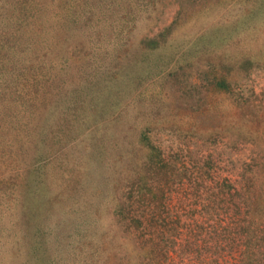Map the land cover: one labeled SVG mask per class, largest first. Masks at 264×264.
<instances>
[{"label":"rangeland","instance_id":"1","mask_svg":"<svg viewBox=\"0 0 264 264\" xmlns=\"http://www.w3.org/2000/svg\"><path fill=\"white\" fill-rule=\"evenodd\" d=\"M148 202L263 264L264 0H0V264H161Z\"/></svg>","mask_w":264,"mask_h":264},{"label":"trees","instance_id":"2","mask_svg":"<svg viewBox=\"0 0 264 264\" xmlns=\"http://www.w3.org/2000/svg\"><path fill=\"white\" fill-rule=\"evenodd\" d=\"M149 203V202H148ZM146 204L140 213H133L132 211L137 208L134 207L131 210V215L128 216L131 223L134 226L140 225L143 228V234L148 237H141L144 242H150L155 249L154 254L159 257L161 264H238L239 259L235 260L232 258L230 253H225L228 245H232L235 251L242 250L247 246L248 240V228L244 226V236H247V240H241L238 236V231L235 229L232 235H223L222 232L225 230L224 227L213 226L211 232L216 234V236L211 237V240L207 241L202 239L203 231L196 232V228L191 226L187 235H183L181 215L180 212L176 214L169 215V207L167 205L149 203ZM165 226H170L171 231H165ZM195 226V225H194ZM236 227V226H235ZM203 228V227H202ZM204 230V228H203ZM236 233V234H235ZM208 235V234H207ZM215 241L214 246H220L221 248L216 251L212 250L210 242ZM182 244H190L191 246L196 245L194 253H197L195 262L190 256H185V258L180 257V252L178 251L179 246ZM208 245V246H207ZM185 251V250H184ZM187 251V250H186ZM185 253V252H184ZM251 253V252H250ZM217 257H216V256ZM263 264H264V259Z\"/></svg>","mask_w":264,"mask_h":264}]
</instances>
